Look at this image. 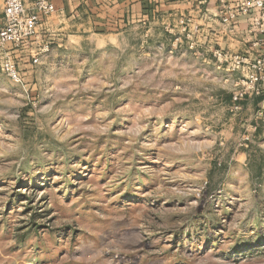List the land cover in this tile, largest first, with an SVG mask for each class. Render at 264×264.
Returning a JSON list of instances; mask_svg holds the SVG:
<instances>
[{
	"label": "rangeland",
	"instance_id": "obj_1",
	"mask_svg": "<svg viewBox=\"0 0 264 264\" xmlns=\"http://www.w3.org/2000/svg\"><path fill=\"white\" fill-rule=\"evenodd\" d=\"M190 19L9 47L0 264H264V37Z\"/></svg>",
	"mask_w": 264,
	"mask_h": 264
},
{
	"label": "crops",
	"instance_id": "obj_2",
	"mask_svg": "<svg viewBox=\"0 0 264 264\" xmlns=\"http://www.w3.org/2000/svg\"><path fill=\"white\" fill-rule=\"evenodd\" d=\"M27 9H32L37 0H23ZM55 6V13L41 19L38 33L28 46L16 49V57L33 58L49 39H81L85 33L105 34L133 25H146L157 20L165 11L188 12L189 22L194 27L204 25V33L218 37L220 43L235 42L232 48H239L243 42H260L261 35L253 34L258 12L239 16L236 21L223 22V9L238 10L241 0H49ZM4 0H0V27L3 24ZM177 17V15H176ZM190 24V25H191ZM212 29L209 31L208 29ZM219 27V28H218ZM251 29V30H250ZM193 39V38H190ZM235 45V47H234ZM221 46V44H220ZM10 47V46H9ZM9 47L4 51L7 55ZM11 48V47H10Z\"/></svg>",
	"mask_w": 264,
	"mask_h": 264
},
{
	"label": "built area",
	"instance_id": "obj_3",
	"mask_svg": "<svg viewBox=\"0 0 264 264\" xmlns=\"http://www.w3.org/2000/svg\"><path fill=\"white\" fill-rule=\"evenodd\" d=\"M252 7V9L263 12L262 22L256 20V24L260 26L264 37V0H255ZM249 9H229L230 12L225 14L223 22L236 21L240 14H247ZM55 11V6L49 0H37L30 10L25 7L23 0H4L3 24L0 27V71L11 81L18 82L21 74L18 65L4 51L9 46L15 49L28 46L31 39L38 33L41 19L52 15ZM48 50V47L44 46L40 53L33 57L34 62L37 63L40 55ZM258 65H261V62Z\"/></svg>",
	"mask_w": 264,
	"mask_h": 264
}]
</instances>
